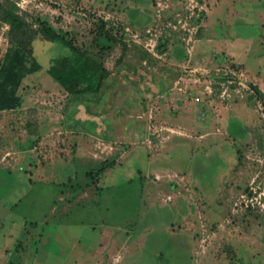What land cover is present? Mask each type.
Instances as JSON below:
<instances>
[{
    "label": "rangeland",
    "instance_id": "obj_1",
    "mask_svg": "<svg viewBox=\"0 0 264 264\" xmlns=\"http://www.w3.org/2000/svg\"><path fill=\"white\" fill-rule=\"evenodd\" d=\"M10 1L113 82L68 96L69 49L34 36L0 113V264H264V0Z\"/></svg>",
    "mask_w": 264,
    "mask_h": 264
},
{
    "label": "trees",
    "instance_id": "obj_2",
    "mask_svg": "<svg viewBox=\"0 0 264 264\" xmlns=\"http://www.w3.org/2000/svg\"><path fill=\"white\" fill-rule=\"evenodd\" d=\"M0 20L9 25L10 38V46L0 65V112L20 109L24 101L19 94L23 81L43 69L32 54L31 41L36 34H42L47 40L61 43L69 49L68 55L54 59L47 70L68 96L99 95L111 86L113 78L107 67L65 34L43 23L39 31L30 35L29 23L19 14V7L14 2L6 0L0 4Z\"/></svg>",
    "mask_w": 264,
    "mask_h": 264
},
{
    "label": "crops",
    "instance_id": "obj_3",
    "mask_svg": "<svg viewBox=\"0 0 264 264\" xmlns=\"http://www.w3.org/2000/svg\"><path fill=\"white\" fill-rule=\"evenodd\" d=\"M2 112H5V111H2ZM2 112H0V113H2Z\"/></svg>",
    "mask_w": 264,
    "mask_h": 264
}]
</instances>
